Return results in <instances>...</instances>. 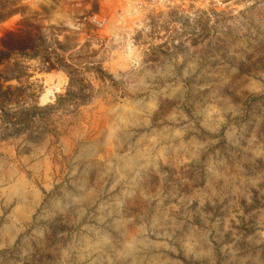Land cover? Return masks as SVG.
<instances>
[{
	"label": "rangeland",
	"instance_id": "obj_1",
	"mask_svg": "<svg viewBox=\"0 0 264 264\" xmlns=\"http://www.w3.org/2000/svg\"><path fill=\"white\" fill-rule=\"evenodd\" d=\"M12 5L0 264H264V0Z\"/></svg>",
	"mask_w": 264,
	"mask_h": 264
},
{
	"label": "trees",
	"instance_id": "obj_2",
	"mask_svg": "<svg viewBox=\"0 0 264 264\" xmlns=\"http://www.w3.org/2000/svg\"><path fill=\"white\" fill-rule=\"evenodd\" d=\"M18 9L15 8L14 5L0 8V23L5 20L9 15L17 12ZM17 39H14V38ZM6 40L3 41L5 45L4 49H0V66L4 63L8 62L10 56L12 55H21L29 53L33 57V39L31 37L19 36L12 33H8L6 36ZM0 79H3V83L7 81V79L0 75ZM15 90L11 87H7L3 90L2 84H0V107L4 108L5 104L7 105L12 100H14L13 94Z\"/></svg>",
	"mask_w": 264,
	"mask_h": 264
},
{
	"label": "built area",
	"instance_id": "obj_3",
	"mask_svg": "<svg viewBox=\"0 0 264 264\" xmlns=\"http://www.w3.org/2000/svg\"><path fill=\"white\" fill-rule=\"evenodd\" d=\"M97 23H99V22H97Z\"/></svg>",
	"mask_w": 264,
	"mask_h": 264
}]
</instances>
